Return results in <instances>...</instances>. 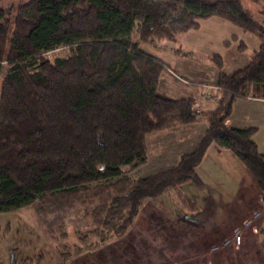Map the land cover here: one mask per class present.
I'll return each mask as SVG.
<instances>
[{"label": "trees", "instance_id": "trees-1", "mask_svg": "<svg viewBox=\"0 0 264 264\" xmlns=\"http://www.w3.org/2000/svg\"><path fill=\"white\" fill-rule=\"evenodd\" d=\"M213 17L257 36L258 48L229 76L220 72L222 59L212 57L216 106L202 112L206 128L193 150L171 168L130 178L147 160L148 134L188 127L200 114L194 97L158 90L168 66L140 43L174 42ZM62 48L67 57H46ZM2 63L8 71L0 91V213L30 207L51 237L66 238L67 217L82 212L103 243L122 237L148 201L166 197L193 215L199 209L180 186L202 185L197 169L212 144L240 161L264 195L256 128L225 124L236 100H264V23L240 0H27L14 18L0 8V70Z\"/></svg>", "mask_w": 264, "mask_h": 264}, {"label": "rangeland", "instance_id": "rangeland-1", "mask_svg": "<svg viewBox=\"0 0 264 264\" xmlns=\"http://www.w3.org/2000/svg\"><path fill=\"white\" fill-rule=\"evenodd\" d=\"M240 1L256 21L264 22L262 2ZM25 2L27 0H0V8L14 18L18 6ZM216 20L221 21V24L217 25L212 22ZM235 36L238 41L246 44L245 50H238L237 41L232 40ZM132 39L139 40L137 33L132 34ZM225 42L230 44L225 45ZM259 43V38L254 34L243 32L228 21L215 18V20H205L202 24L200 23L196 30L180 33L174 42L140 43L139 48L168 66L160 74L158 90L175 99L192 96L196 99L195 109L203 112L209 105H214V97L217 94L216 81L219 71L214 66L212 57L219 56L222 59L223 65L220 72L229 76L250 62L253 50ZM68 54V50L62 48L47 53L46 57L53 60L58 57L65 58ZM7 71L6 63H2L0 91ZM233 106L232 116L238 121V126H246L244 116L254 118L252 126L257 128L259 145L264 155L261 146V144L264 145L262 108L251 102H244L242 105L241 100ZM196 113H200L197 114L199 120L193 125L185 128L176 126L148 134L146 138L147 160L128 176L137 180L159 173L173 167L181 154L191 152L195 147L192 148V146L195 142L197 144V138H200L206 128L205 117L200 111ZM258 152L261 153L259 150ZM232 161L227 167L222 165L223 169L220 172L212 166V177L203 181L205 188L201 191L196 190L195 186L190 188L193 194L199 196L200 204L203 201L200 192H203L205 196L209 195L205 206L211 208L214 213H219L214 202L219 204L225 194L230 197V200L226 198L225 201L232 205V198L238 193V188L226 178L224 171L234 179L240 178V172L243 173L244 178H250L240 161L236 158H232ZM182 215V212L166 197L148 201L134 225L122 237L103 243L99 236L91 232V221L84 217L82 212H76L67 217L66 238H62L59 233L51 237L47 232L48 229L42 225L40 218L30 207L0 213V264H136L141 260L140 257L142 258L149 250L146 244H142L143 240L144 242L150 240L152 244L153 241H157V245L164 242L167 245V241L176 239L179 232L185 229L189 231L191 223L187 224L182 219ZM107 234L109 232L105 231L104 235ZM142 236L147 238V240L143 238L141 243L145 251L137 253L136 244L132 241L141 242ZM150 238H153V241ZM188 241L192 242L189 235ZM239 245L235 243L236 247ZM149 246L152 245L149 243ZM131 250V258H124L123 253L130 254Z\"/></svg>", "mask_w": 264, "mask_h": 264}, {"label": "crops", "instance_id": "crops-1", "mask_svg": "<svg viewBox=\"0 0 264 264\" xmlns=\"http://www.w3.org/2000/svg\"><path fill=\"white\" fill-rule=\"evenodd\" d=\"M207 20H215V17L206 19V21ZM219 20L222 19L219 18ZM204 21L205 20H202L199 23L202 24ZM212 22L217 25L221 24V21L218 20ZM235 37L237 38V36ZM174 92L178 93L177 91ZM238 100L242 101V105L244 102H251L256 106H260L264 113V100L252 98ZM238 100H236V102ZM197 103H199V101ZM215 106L216 102L214 101V105H209V107L206 108L207 110L203 112L212 111ZM196 110L202 113L201 110ZM231 116L225 123L231 128L245 129L254 127L252 126L254 118L251 116L250 118L246 116L243 117L246 121V126H238V121L235 117ZM257 135L258 131L254 134L253 140L256 143L257 149L262 154ZM198 140L199 138H197L196 141ZM195 144L196 142L192 148ZM261 146L262 150H264V145L261 144ZM232 158L235 157L231 153L221 150L215 144L209 147L197 169V175L202 182V186L194 182L180 186V190L193 201L195 206L199 209V212L203 210L206 211L204 220L191 223L189 225V231L185 229L179 232L176 239L167 241V245L164 242L157 245L156 243L158 242H154L153 238H150L153 241L152 244L145 236H142L141 242L137 243L132 241V243L136 244L135 250L137 253L145 251L141 245L143 238L152 245L150 247L149 243L143 240L142 244H146L149 250L144 255L146 257H140L141 260L136 264H264V251L260 247V242L264 241V238L259 235V230L264 224V195L258 190L253 181L248 177L244 178L241 172L240 178L234 179L233 176H230L224 171L226 178L230 179L234 186L238 188V193L232 198V205L225 201L226 198L230 200V197L225 194L223 195L224 201L220 200L219 204L214 202L219 213H214L211 208L205 206V201L209 198V195L205 196L203 192H200L202 193L203 199L200 204L199 196L193 194L190 189L195 186L197 188H195L196 190L201 191L205 188L203 181L212 177L211 167L214 166L215 169L220 172L223 169L221 167L222 165L227 167L233 162ZM173 221L175 222L176 220ZM188 235L192 242L188 241ZM234 236L240 237V245L237 247L235 246ZM226 241L229 242L226 243ZM132 250L130 254L123 253L124 258H131ZM120 255L121 254H119V256ZM198 258L200 260H197Z\"/></svg>", "mask_w": 264, "mask_h": 264}, {"label": "water", "instance_id": "water-1", "mask_svg": "<svg viewBox=\"0 0 264 264\" xmlns=\"http://www.w3.org/2000/svg\"><path fill=\"white\" fill-rule=\"evenodd\" d=\"M205 213H206L205 211H201V212L195 214L193 217H190V216H187V215H186L185 219H186L187 221H189V222L196 223L197 221H202V220H204V218H205V216H206Z\"/></svg>", "mask_w": 264, "mask_h": 264}, {"label": "flooded vegetation", "instance_id": "flooded-vegetation-1", "mask_svg": "<svg viewBox=\"0 0 264 264\" xmlns=\"http://www.w3.org/2000/svg\"><path fill=\"white\" fill-rule=\"evenodd\" d=\"M205 212H206V211H205ZM198 213H199V212H198ZM195 214H197V213H195ZM195 214H193V215H187V216L193 217ZM205 215H206V213H205ZM181 217H182V219H183L184 221L189 222V221H187V220L185 219L186 215L183 214ZM197 222H198V221H197ZM189 223H193V222H189Z\"/></svg>", "mask_w": 264, "mask_h": 264}, {"label": "built area", "instance_id": "built-area-1", "mask_svg": "<svg viewBox=\"0 0 264 264\" xmlns=\"http://www.w3.org/2000/svg\"><path fill=\"white\" fill-rule=\"evenodd\" d=\"M196 112H198V111H196ZM234 241H235V243H236V245H239L240 244V237L239 236H234Z\"/></svg>", "mask_w": 264, "mask_h": 264}]
</instances>
